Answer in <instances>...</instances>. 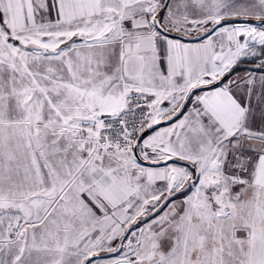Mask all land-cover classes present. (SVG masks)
I'll use <instances>...</instances> for the list:
<instances>
[{
    "label": "snow or ice",
    "instance_id": "obj_1",
    "mask_svg": "<svg viewBox=\"0 0 264 264\" xmlns=\"http://www.w3.org/2000/svg\"><path fill=\"white\" fill-rule=\"evenodd\" d=\"M0 264H264V0H0Z\"/></svg>",
    "mask_w": 264,
    "mask_h": 264
}]
</instances>
